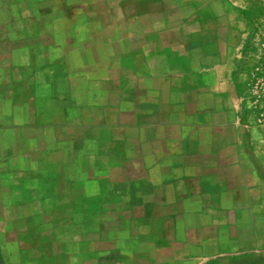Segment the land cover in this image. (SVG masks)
<instances>
[{
	"label": "crops",
	"instance_id": "1",
	"mask_svg": "<svg viewBox=\"0 0 264 264\" xmlns=\"http://www.w3.org/2000/svg\"><path fill=\"white\" fill-rule=\"evenodd\" d=\"M252 11L247 0H0V135L31 142L19 165L0 149L8 214L35 204L48 229L99 215L134 264H264V103L258 112L248 78L264 36Z\"/></svg>",
	"mask_w": 264,
	"mask_h": 264
},
{
	"label": "rangeland",
	"instance_id": "2",
	"mask_svg": "<svg viewBox=\"0 0 264 264\" xmlns=\"http://www.w3.org/2000/svg\"><path fill=\"white\" fill-rule=\"evenodd\" d=\"M247 2L253 4L252 13L257 22H260L257 33L264 36V0H247ZM260 47L264 49V43ZM258 61V64H254L248 78L252 81L250 83L252 87L250 94L254 98L252 101L255 106L258 105L260 109L258 112H260L261 105L264 103V64H261L264 63V59H258ZM22 114V109L18 108L19 121ZM20 125L24 126L23 123ZM26 134L20 129L14 131L13 136L6 132L0 135V149H3V157L5 158L6 154L13 165L21 163L17 155L18 151L21 152L31 146ZM65 161L71 162V156H66ZM97 161L101 162L102 158ZM1 191L0 189V195H2ZM8 200H11V196ZM16 204V209L12 213L9 212L11 216L9 218L6 208L8 204L0 203V212L3 214V217H0V264L133 263V247L124 242L117 226H104V219L98 217L99 215L93 218V223L87 229L81 227V220L76 219L73 223L72 220H69L70 224L66 225L60 222L53 229H48L43 226L44 218L37 212L34 213L35 204H30L29 208L21 206L22 210H18L20 203ZM76 222L78 223L75 224ZM8 224L12 227L8 228Z\"/></svg>",
	"mask_w": 264,
	"mask_h": 264
}]
</instances>
